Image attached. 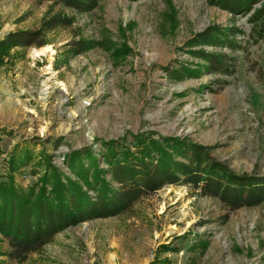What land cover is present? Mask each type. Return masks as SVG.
Returning a JSON list of instances; mask_svg holds the SVG:
<instances>
[{"label":"rangeland","instance_id":"374dc122","mask_svg":"<svg viewBox=\"0 0 264 264\" xmlns=\"http://www.w3.org/2000/svg\"><path fill=\"white\" fill-rule=\"evenodd\" d=\"M63 1L0 0V183L11 174L28 190L46 158L75 181L66 155L82 153L89 168L90 151L106 171L105 145L148 139L205 147L233 174L264 178V31L249 21L261 4L231 14L215 0H96L78 12ZM23 37L34 44L14 43ZM205 56L223 59V72ZM9 254L0 233V264H264V203L232 210L166 186L68 226L24 260Z\"/></svg>","mask_w":264,"mask_h":264},{"label":"trees","instance_id":"16d2710c","mask_svg":"<svg viewBox=\"0 0 264 264\" xmlns=\"http://www.w3.org/2000/svg\"><path fill=\"white\" fill-rule=\"evenodd\" d=\"M215 1L231 14H246L252 6L261 4L249 21L264 31V0ZM63 2L66 8L78 12L96 7V0ZM63 21L61 19L54 24L60 25ZM202 39L207 40L205 37ZM212 40L215 44L218 39ZM13 42L7 39L3 45L15 43L26 47L34 44L26 37ZM203 60L210 64L212 73L223 72V59L214 61L213 57L205 56ZM163 145L171 150L169 153L172 155H168ZM127 147L107 144L98 152L107 167L106 171L98 167V156L93 158L90 151L84 153L89 168L81 163L82 153L66 155L69 173L75 181L63 179L60 171L46 158L43 177L28 190L16 189L11 174L5 183H0V233L8 242L10 257L24 260L28 255L39 252L68 226L116 215L166 186H191L199 190L203 197H214L232 210L253 208L264 203V178L233 174L225 165L213 160L205 147L177 140L157 144L149 139ZM24 156L23 161L11 157V173H16L26 164L29 157L27 153ZM104 174L118 186L115 191L108 189ZM81 185L93 191V202L82 193Z\"/></svg>","mask_w":264,"mask_h":264},{"label":"bare ground","instance_id":"6f19581e","mask_svg":"<svg viewBox=\"0 0 264 264\" xmlns=\"http://www.w3.org/2000/svg\"><path fill=\"white\" fill-rule=\"evenodd\" d=\"M51 52V49L49 47H44L40 50H36L33 52V55L34 56H42L44 55L45 53H50Z\"/></svg>","mask_w":264,"mask_h":264}]
</instances>
